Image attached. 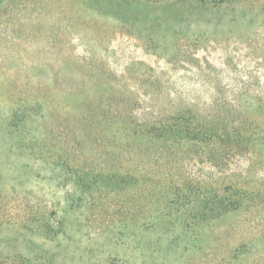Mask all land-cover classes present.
Wrapping results in <instances>:
<instances>
[{"label": "rangeland", "instance_id": "374dc122", "mask_svg": "<svg viewBox=\"0 0 264 264\" xmlns=\"http://www.w3.org/2000/svg\"><path fill=\"white\" fill-rule=\"evenodd\" d=\"M260 98L264 0H0V264H264V145L120 127ZM212 182L254 199L206 219Z\"/></svg>", "mask_w": 264, "mask_h": 264}, {"label": "trees", "instance_id": "16d2710c", "mask_svg": "<svg viewBox=\"0 0 264 264\" xmlns=\"http://www.w3.org/2000/svg\"><path fill=\"white\" fill-rule=\"evenodd\" d=\"M163 24L159 23V27ZM247 109L249 110L248 114L242 119H237V123L233 122L231 126L224 123L220 117L207 122L199 116L193 115L186 119L179 116L168 119L155 117L152 120H135L128 123L124 122L125 124L120 127L124 126L131 133L130 135L136 138L149 137L155 145L161 144L162 147L165 144L166 146L172 144L173 146L168 148L176 149L178 145L187 143L195 146L205 143L210 144L213 147L212 150L218 148H231L232 150L242 146L246 151L256 145H264V99L260 98L248 103ZM210 158L211 164L217 166L220 158L214 161L212 156ZM144 177L145 173L136 172L131 168L127 172H117L110 176L118 185H123V188L138 185ZM146 177L150 178L149 176ZM153 177L158 181L156 173L153 174ZM210 185L208 186L209 194L199 198L197 203V206L203 207L202 215L206 219L219 218L224 214L236 211L254 199L249 194L251 191L243 188L240 184H228L222 189L216 185V182H212ZM259 191L260 189L256 188V195Z\"/></svg>", "mask_w": 264, "mask_h": 264}]
</instances>
